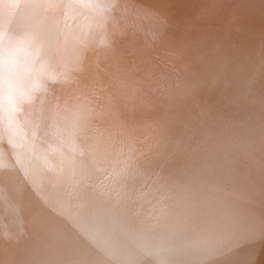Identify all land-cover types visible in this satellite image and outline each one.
<instances>
[{"label":"bare ground","instance_id":"6f19581e","mask_svg":"<svg viewBox=\"0 0 264 264\" xmlns=\"http://www.w3.org/2000/svg\"><path fill=\"white\" fill-rule=\"evenodd\" d=\"M0 264H264V0H0Z\"/></svg>","mask_w":264,"mask_h":264}]
</instances>
